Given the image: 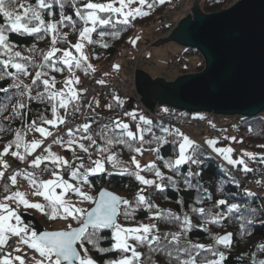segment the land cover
Returning a JSON list of instances; mask_svg holds the SVG:
<instances>
[{
  "label": "snow or ice",
  "instance_id": "obj_1",
  "mask_svg": "<svg viewBox=\"0 0 264 264\" xmlns=\"http://www.w3.org/2000/svg\"><path fill=\"white\" fill-rule=\"evenodd\" d=\"M157 2L164 4L166 0H152L151 3L148 0H107V2L84 0L82 7L76 8L75 14L83 24L78 31V42L72 44L67 40V34L61 31L63 27H67L69 24L72 26L73 32L77 31L72 17L63 14L65 0H34L32 3H29L28 0H0V17H3L4 20V23H0V55L7 57L0 60V65H3L4 69V71H0V80H3L6 76L12 77L11 88L17 90L15 95L19 99L12 105L13 116L22 115L21 110L28 106L26 101L38 100L50 104L51 112L55 117V119H48L41 114V124L38 125L33 120L27 125L26 129L15 131L14 140L9 142L0 152V169H2L0 170V182H3V192L5 193L3 198L0 199V253H3L0 256V264H27L24 256H14L11 252L6 251L8 242L13 237L17 238V246L14 247L16 253L23 252V249L18 245H24L38 255L39 258L36 255L30 258L33 264H98L97 260L90 254L88 245L101 253L112 251L120 253L118 259L108 260L105 264H145L144 254L137 251L141 246H147L153 253H164L168 257V264H222L225 260V254L218 251L216 245L229 247L232 242L231 233L213 237L214 244L210 246L193 244L187 239V234L193 226L189 214L184 213L181 217L171 211L166 212L159 209L144 194V187L136 193L134 204L127 198L118 196L108 190L101 191L97 197L83 191V185L88 183L90 175L102 174L107 171L105 161L111 163L113 168H119L120 174L133 176L143 186L154 187L161 192L164 191L163 182L165 180L172 186H177L178 181L173 176H165L155 162L142 166L133 156L132 164L135 168L130 170L127 165L118 160L116 155L111 153V147L116 144L124 145L142 155V148L135 147L133 141L139 144L171 143L177 145L178 153L175 159L164 160L159 155L158 158L163 161L165 168L175 175H180L182 165L190 163L199 167L203 155L200 145L181 132L180 129H170L162 123L154 125L151 119L139 115L136 124L139 130V134H137L131 130L128 123L113 119L111 125L104 124L95 133V136L103 142L100 144L89 132L91 124L86 122L78 125L75 129H69L66 134L69 138L66 141L62 137L53 141V143L60 144L72 153L73 159L71 161L53 153L51 146L44 148L47 155H34L36 150L43 146L44 140L53 134L43 125L58 129L61 124H67L66 117L70 115L74 117L76 113L80 112L81 95L86 90L75 87L80 83L75 70H82L86 75L89 74V70L92 73L95 72V67L89 62L84 49L88 44H100L101 47H108L103 42L104 35L108 33L97 32V30L108 26L112 28H117V25L130 26L132 20L137 17L143 18L150 15V12L142 10L145 5L148 9H152ZM56 3H59L61 9L60 18L55 21L45 19V16L55 15L53 7ZM71 3L75 6L77 0H71ZM133 3H138L140 7L131 9L130 5ZM117 4L119 6H116ZM66 21L68 24L65 23ZM9 33L34 35L37 39H44L47 34L51 33L49 50H39L33 45L28 50L32 55L22 56L21 52L13 51L14 45L9 39ZM93 33H97L101 39L93 40ZM110 34L113 37H118L120 32L117 30ZM58 43L64 44L65 47H57ZM130 43L135 46L136 40H132ZM58 53L59 55H57ZM36 56L40 57L39 61L35 59ZM17 58L27 63L17 62ZM29 65L32 71H29ZM8 68L15 69V72L7 71ZM114 68L118 70L119 65H114ZM49 70L58 73H64L67 70L69 75L64 81L60 82L63 85L61 88H56L58 82L55 76L50 75ZM29 76L32 77L29 83H25V80L21 79V77L27 78ZM97 83L103 85L106 82L101 79ZM0 90L9 91L8 88ZM33 90L36 91L35 96L32 95ZM113 99L116 106L123 107L124 101L118 95H114ZM9 101H11V97H9ZM93 103L96 107H99V102L95 98L87 106L95 111ZM105 107L112 110L113 104H107ZM59 109H63V115L60 114ZM5 111H7L6 106L0 107V117H3ZM163 112L169 113V109L164 108ZM125 115L130 116L134 121L137 120L136 113L125 112ZM200 118L203 119V117ZM4 119L10 120L12 117H4ZM142 125L147 127H142ZM153 127H158L164 135L157 136L152 131ZM5 130L3 126H0V132ZM29 132H39L43 139L33 138L31 141H27L25 137ZM145 132L152 133L151 140H144ZM77 133H80V135L77 136ZM169 136L172 137L171 140H168L167 137ZM84 140L90 141V145L86 147L81 142ZM206 143L214 152L222 156L229 165H244L242 171L245 173L252 171L247 167L244 159L234 160L231 158L230 154L233 149L216 148L215 145L218 141L212 139L207 140ZM77 147L87 154L89 165L86 166L82 157L76 155ZM89 147L95 149V154L99 158L92 159L93 152L89 151ZM151 150L159 154L158 147ZM7 155H12L21 162H27L29 168L33 171L27 169L14 170L9 172L6 177L5 172L10 168V165L4 159ZM30 155L33 156V159L29 161L27 157ZM244 155L251 156L252 154L245 153ZM76 161H80V163L77 164ZM41 165H44V167L41 168ZM37 169L39 172L35 171ZM63 169L68 170L67 174L71 180L64 179ZM49 171L53 177L52 179H39L40 176ZM144 171L154 173L157 179L145 178L144 175H141V172ZM198 175H200L198 171H189L187 174L188 177ZM18 177L26 179L33 189L32 195L42 197L46 204L32 202L26 193L19 190L13 191L17 186ZM71 181H76L80 186ZM184 182L192 187L187 178ZM57 189L61 191L57 192ZM70 192L80 197L81 203H90L92 207L80 208L75 204H69L65 197ZM178 203H182V201H178ZM197 203H203V201L198 200ZM12 205H15V207ZM220 206H225L226 212L214 213L211 209L206 210L203 207H192L191 212L202 217L203 223L207 225L219 224L222 219H226L233 212H239L241 209V205L237 203L229 204L226 199H219L214 205L217 208ZM21 207L36 209L50 219H71L76 222L78 227H72L69 224L67 230L44 232L40 235L23 226L19 213ZM141 207L151 213L150 219H163L167 222L179 221L181 230L161 234L155 223H140L135 227L120 223V217H123L125 221H134L135 212ZM153 209H156V211H153ZM250 211L253 215L257 212L256 209H250ZM241 219L246 218L241 217ZM247 222L251 223V220ZM104 230H109L112 234V240H114V244L108 248L98 247L99 242L105 238L102 236ZM204 230L208 231V228L205 227ZM182 238L183 245H181ZM165 241L168 243L165 244ZM169 245H173L174 250H168ZM201 249L207 250L213 256H218L219 259L209 260L204 257L198 261L197 257L201 255ZM260 249L264 251V245H261ZM128 253H130V256L127 255ZM147 264H153L151 256L148 257ZM261 264H264V261H261Z\"/></svg>",
  "mask_w": 264,
  "mask_h": 264
},
{
  "label": "trees",
  "instance_id": "obj_2",
  "mask_svg": "<svg viewBox=\"0 0 264 264\" xmlns=\"http://www.w3.org/2000/svg\"><path fill=\"white\" fill-rule=\"evenodd\" d=\"M232 1L233 0H205L203 2L202 9L206 13L217 12L228 7ZM28 2L32 3L34 2V0H28ZM93 2H107V0H93ZM148 2L151 3L152 0H148ZM166 2L164 4H160L159 2H157L154 4L152 9H148L145 5L143 9L150 12V15L143 18L137 17L135 20H132L130 26L117 25V28L108 26L98 29L97 32L103 31L105 33H108L103 37V42L106 43L108 47H101L100 44H88L92 61L96 65L95 69L104 66L114 56L118 55V52L123 49V46L131 40V37L137 28V24H139L140 22L144 24L154 22L157 19L160 10L165 6ZM83 3L84 0H77L75 6H73L71 0H65L64 3L63 14L72 17V20L75 22L77 31L73 32L72 26L70 24L67 27H63L61 31L62 33L67 34V40L72 44L77 43L78 31L83 24V22L75 14L76 8L82 7ZM53 11L55 15L51 17L45 16V19L55 21L60 18L61 9L59 3L54 4ZM0 23H4L3 17H0ZM65 23L68 24L67 21ZM117 30H119L120 35L118 37H113L110 33ZM51 38V33L47 34L44 39H37V37L34 35L9 33V39L14 45L13 51L21 52L22 56L32 55V53H30L28 50L31 49L33 45H35L39 50H49ZM100 39L101 37L97 33H95L94 40ZM57 47H65V45L62 43H58ZM186 49L198 51L193 48ZM74 51L75 50L73 49V52ZM57 55H59V53ZM6 58V56L0 55V60ZM35 59L39 61L40 57L36 56ZM17 62L27 63L26 61H21L20 58H17ZM204 67L205 63L202 57L201 60L197 62L195 69H186L183 74L199 72L202 71ZM0 71H4L3 65H0ZM7 71L14 73L15 69L8 68ZM29 71H32L30 65ZM90 71L91 70H89V72ZM49 72L50 75L55 76L58 82L56 84V88H61L63 85L60 82L64 81L65 78L69 75L67 70H65L64 73H58L51 70H49ZM75 72L79 79H81L85 74L82 70L79 69L75 70ZM21 79H24L25 83H29L32 77H21ZM11 83L12 77L6 76L3 80H0V89H9L8 92L0 90V107H7V111L4 112L3 117H0V126H3L6 129L4 132H0V152L3 151L4 147L9 142L14 140L15 131L26 129L27 125L30 124L33 120H35L38 125L41 124V114L46 116L48 119H55L51 112V105L46 102H40L38 100L26 101L28 106L27 108L21 110L22 115L13 116L12 105L16 103L19 97L15 95L17 90L11 88ZM35 94L36 91L33 90L32 95L35 96ZM114 95H118L120 99L124 101L123 107L116 106L113 99ZM9 97H11V101H9ZM95 100L99 102V107H96L95 103H93V108L95 109V111H93L87 106L90 102H93V99L86 101L85 96L82 94L80 101V112L76 113L74 117L71 115L66 117L68 121L67 124H61L58 129L56 128L58 130L57 132L59 133L68 127L69 129H75L78 126L77 124L81 125L87 122L91 124L89 132L94 136V138L97 139V143L102 144L103 142L95 136V133L104 124L111 125V121L113 119H119L122 116H127L125 115V112H136V107H134L132 110L131 107L128 108L130 101L129 97L119 93H110L108 95L102 94L99 97H95ZM110 103L113 104L112 110H108L105 107ZM164 108L166 107L158 106L156 108V112L162 111ZM59 112L61 115H63V109H59ZM81 113H83V117L79 120ZM187 114L192 115V113L189 112H187ZM139 115H143L148 119H151L154 125L162 123L164 126L169 127L170 129H180V127L185 125L182 119L171 118L169 119V121L165 119L160 121L156 120L154 117L147 113H138V117ZM4 117H12V119H4ZM235 117L238 118V125L236 126L237 132H239L244 137L245 142H247L245 144L264 150V117L261 114L254 117H244L239 115ZM137 123H130L129 125L133 132L139 134V130L136 127ZM43 126L45 128H49V125ZM142 127L147 126L142 125ZM152 131L157 136L164 135V133H162L158 127H153ZM67 132L64 135L61 134L60 137L65 139L67 137ZM32 133L33 132H29L25 139H29ZM79 134L80 133H77L76 135ZM167 138L168 140L172 139V137L170 136ZM151 139L152 133L145 132L144 140L149 141ZM217 141L221 142L222 144L227 143V141L223 138H220ZM132 143L135 147L142 148L143 152H146L147 150L152 151L151 149H155L158 147L159 154L152 151V153L155 155L154 162L165 174V176H173L174 179L178 181L177 186H172L167 180L163 182L164 191L162 192L158 191L154 187L143 186L133 176L120 174L119 168H113L111 163L105 161V168L107 169L105 173L89 176L93 197H97L100 189H102L103 187H107L112 191L118 193L120 196L132 201L134 204L136 193L140 190V188L144 187V194L148 197L150 202L157 205L159 209L165 210L166 212L171 211L172 213L180 215L181 217H183L184 213L189 214L193 226L191 228V231L187 234V239L190 240L193 244H203L206 246H210L214 244L213 237L217 235L223 236L226 233H231L232 242L229 247H225L224 245H216L218 251L225 254V260L222 262V264H261V261H264V251H261L260 249V246L264 245V184L258 183V181L254 178L255 164L264 165V161L261 160V158H263L262 156H257L255 158L248 156V158L250 157V166L247 167L252 169V171L245 173L244 171H242L243 165H229L226 161L220 159L217 155H215L201 143L196 142L198 145H200V148L203 151V155L201 156L202 163L199 165V167L190 163L182 165L180 167V175H175L173 172L164 167L163 161L158 158V155L159 157H163L164 160L175 159L176 154L178 153L177 145H173L171 143L139 144L135 141H133ZM13 150L15 149L13 148ZM64 151L68 155L69 159L72 160V153L70 151H67L66 148L64 149ZM89 151L93 152L92 159L95 160L99 158L95 154L94 148L89 147ZM111 153L116 155L118 160L127 165L130 170L135 168V166L132 164V157L135 156V158L137 159V156L141 155L120 144L112 146ZM76 155L82 157L83 163L86 166L89 165L90 162L88 160L87 154L82 152L79 148L76 151ZM76 163L79 164L80 161H76ZM43 167L44 165H41V168ZM24 169L33 171V169L29 168L28 163L25 165L23 170ZM56 170L61 171L60 169ZM35 171L39 172L38 169ZM189 171H198L200 175L188 177L187 174ZM63 172L66 176H69L67 174V169H63ZM47 173L51 174L50 171ZM141 173L147 179H157L154 173H150L147 171ZM185 178H187L191 182L192 187H189L187 184H185ZM219 199H226L229 204L237 203L241 205L240 211L233 212L226 219H222L219 224L207 225L203 223L202 217L191 212L192 207H203L206 210L211 209L214 213L220 211L226 212L225 206H220L219 208L214 207L215 203ZM198 200H202L203 203H197ZM178 201H182V203H178ZM91 206L92 205L90 204L87 208H90ZM250 209L257 210L255 215L251 213ZM26 210L28 209L25 208V211ZM153 211H156V209H153ZM30 212L34 213L33 218L36 219L45 228H47L46 226H44L46 222L53 223L58 220H51L42 212L38 213L31 209L29 210V212H25L23 215V219L25 221L27 220L26 223H23L26 227H32L33 225L32 218H28V214H30ZM150 216L151 213L147 209L141 207L135 212L134 221H125L123 217H120L119 220L120 223L124 224L125 226L135 227L137 226V224H146L152 221L153 219H150ZM241 217H245L246 219H241ZM248 220H251V223H248ZM71 221L72 227L77 226L75 221ZM179 223V221L167 222L163 219L156 220V224L161 234L179 232L181 230L179 227ZM205 227L208 228V231L204 230ZM48 229L55 228L51 227ZM102 236H104L105 238L99 242L98 247L108 248L111 247L112 244H114V240H112V234L109 230H104L102 232ZM167 243L168 242L165 241V244ZM183 243L184 241L182 238L181 245H183ZM88 247L90 254L94 259L97 260L98 264H105V262L108 260H114L120 257V253L118 251L101 253L91 245H88ZM168 250H174V246L169 245ZM137 251L144 254L145 264H147L149 256L152 257L153 264H168V257L162 252L153 253L147 246H141L137 249ZM200 253L201 255L197 257L198 261L203 259L204 257H207L209 260L219 259L218 256H213L205 249H201ZM127 255L130 256V253H128Z\"/></svg>",
  "mask_w": 264,
  "mask_h": 264
},
{
  "label": "water",
  "instance_id": "obj_3",
  "mask_svg": "<svg viewBox=\"0 0 264 264\" xmlns=\"http://www.w3.org/2000/svg\"><path fill=\"white\" fill-rule=\"evenodd\" d=\"M198 2L193 3V15L183 18L171 35L151 45L173 41L196 49L203 57L204 69L173 80L136 69L142 102L152 111L170 106L190 113L259 115L264 111V0H236L213 13H204ZM133 102L130 98L128 108ZM103 190L120 196L107 187L99 193ZM35 229L40 235L67 230H48L39 222Z\"/></svg>",
  "mask_w": 264,
  "mask_h": 264
},
{
  "label": "rangeland",
  "instance_id": "obj_4",
  "mask_svg": "<svg viewBox=\"0 0 264 264\" xmlns=\"http://www.w3.org/2000/svg\"><path fill=\"white\" fill-rule=\"evenodd\" d=\"M190 1H191V3H190L191 5L188 6L189 9L194 7L193 3L195 0H190ZM204 1L205 0H199V2H198L201 9H202V5H203ZM233 1H236V0H233ZM116 6H119V5L117 4ZM137 7H140V5L138 3H133L130 5L131 9H135ZM171 9H172V6H171V4L169 5V0H168L166 2L165 6L160 10L158 15L163 16V15H165L166 11L169 12V11H171ZM189 9H187L186 11H185V7L182 9V11L185 12V15L183 17H180V21L183 18L190 15L188 13ZM142 10L145 11L144 9H142ZM180 10L181 9L179 7V10H177L176 12L171 11L174 14L170 18H168V20L170 21V25L175 24L176 21H178L180 23L179 19L177 20V18H178L177 15H176V17L174 16L176 13L180 12ZM202 11L204 12L203 9H202ZM204 13H206V12H204ZM186 14H187V16H186ZM191 15H193V13H191ZM179 23H178V25H179ZM139 24H137V26L138 25L139 26L136 28L134 34L131 37L130 41L136 40V44H135V46H133V44L130 43L132 45V49H131V51H130L131 53L128 55V57L132 58L134 56L139 55L138 57L141 56V59H140V61H138L137 63L134 64V67L132 69V72H133V70H134V72L133 73L131 72V74H130V77L133 78L134 82H132L130 84V86H128V87L126 86V87L128 89H130L134 94H136V96H139L141 99L142 96L140 95V93L138 92V90L136 88V69H145L153 77L158 76V77H164L167 80H173V79H176L178 76H180V74L182 75L186 69H189V68H191V70L195 69L197 62L201 60L202 55L198 51L187 50L186 47H184V46H182L176 42H173V41L165 42L163 44H158V45H151L152 42H154V41H156L162 37L165 38V37H168L169 35H171L172 32L176 28H174L173 30L169 29L167 31H163V33H162L159 30L160 24H159V21L157 19L151 23L144 24V23L140 22ZM94 35H95V33L92 34L93 40H94ZM137 37H138V39H137ZM146 48H147V50L145 52V57H147L148 61L143 60L144 57L142 54V52ZM84 52L87 54L89 62L95 67L96 65L92 61V57H91V53H90V50L88 48V45H86ZM184 54L186 55V60L189 62V64H171L174 59H180V57ZM116 64L118 65V63H116ZM119 67H120V65H119ZM124 74L126 76L129 75L127 66H126V70L124 71ZM75 87H76V85H75ZM103 94H107V93H103ZM141 101H142V99H141ZM192 115H194L195 117H198L200 115L203 116L205 118L206 122H208L210 125H214L217 128V130L219 131V134H220L218 137H213L209 132H207L208 137L204 138V140L207 141L209 139H212V140L217 141L220 139V137L223 138L224 140L226 139L227 143L222 144L221 142H218L215 145V147L218 148L217 147V145H218L219 148H231V149H233V152L230 154L232 159L240 160L242 158L245 161V156L248 157V155H244V154L249 153V154H252L250 157H253V158H255L257 156H262L263 158H261V160L264 161V150L263 149H258V148L251 146V145H248V144L247 145L238 144L236 146L233 145L235 142V139L233 140V138H236L234 135V130L236 129V126L238 125V118H236L235 116L219 115V114H211L210 115V113H207V112H197V113H192ZM261 115L264 117V111L261 112ZM190 128H194V126L190 127ZM48 129L53 134L44 140L43 146L41 148H38L34 155H41V154L47 155L46 152L43 153V150H44V148L51 146V151L53 153H55L59 156H62L65 159L71 161L69 159L68 155L66 154V152L64 151L65 147L61 146L60 144L53 143V141H55L57 139V137L59 138V134L57 132L58 130L56 128H52L51 126H49ZM79 135H77V136H79ZM33 138L43 139L41 137V135L38 134V132H33L32 135L30 136V138L26 139V140L31 141ZM68 138L69 137L67 136L64 140L66 141ZM81 142L84 143L86 147L90 145V141L84 140ZM77 150H78V147L76 148V151ZM211 150H212V148H211ZM235 150L238 151V155L235 154ZM21 151H23V150H21ZM10 157L11 156H5L4 159L8 162L11 159ZM29 157L33 158V156H31V155ZM154 158H155V155L152 153V151L147 150L146 152H143L142 155L137 156L136 160H138L142 166H147L150 163L154 162ZM221 158L223 159L222 156H221ZM27 160H28V157H27ZM24 167H25V162H21L19 169L18 168H14V169L12 168V170L14 171L16 169L15 171H21V170H23ZM0 170H2V169H0ZM12 170H10V168H9L8 171L5 172V176L7 177L8 172H10ZM62 174L64 175L65 180H71V178L69 176H66L64 174V172H62ZM141 175H143V174L141 173ZM44 178H46L44 176V174L39 177V179H42V180L52 179L53 177L50 173H47V178L46 179H44ZM71 182L77 183L76 181H71ZM77 186H80V185L77 183ZM15 190H19L21 192L26 193L28 195L29 200L32 202L46 204V202L43 200L42 197H37V196L32 195L33 189L30 186V184L28 183V181L26 179H24L23 177H18L17 186L15 189H13V191H15ZM56 191L60 192L61 190L57 189ZM83 191L87 192L89 195L93 196L92 186H91L89 177H88V183L83 185ZM2 195H5V193L3 194V182H0V199L3 198ZM65 199L68 201L69 204H75L77 207H80V208H87L90 205V203H87V202L81 203L80 197H78L77 195H75L74 193H71V192L65 197ZM12 206L15 207V205H12ZM29 210H31V209H28L25 211V208H23V207H21L19 209V213H20V216H21L23 223H24L23 215L25 212H29ZM32 210L40 213V211H38L36 209H32ZM33 215H34V213H32V212H30V214H28V218H32V221H33L32 227H26L24 224H23V226L36 232L35 226H36L38 221L33 218ZM51 220H54V219H51ZM13 223H15V222L13 221ZM151 223L156 224V220H152L146 224H151ZM69 224L72 225L71 219H67V220L66 219H58L57 221H55L53 223H47L46 222L44 226L47 227L45 229H48L51 227H53L55 229H68ZM48 230H51V229H48ZM18 246L21 247L24 251V247H25L24 245H18ZM30 252H31V254L30 253L29 254L31 256L29 258L25 257L27 264H33L32 260L30 258L33 256L32 254L34 251L30 249ZM13 255L14 256L15 255H22V252L21 253L14 252ZM22 256H24V255H22ZM36 256H37V258H39L38 255H36Z\"/></svg>",
  "mask_w": 264,
  "mask_h": 264
},
{
  "label": "built area",
  "instance_id": "obj_5",
  "mask_svg": "<svg viewBox=\"0 0 264 264\" xmlns=\"http://www.w3.org/2000/svg\"><path fill=\"white\" fill-rule=\"evenodd\" d=\"M191 1L190 0H169V5L171 4L172 9L171 11H177L179 10L180 7V12L176 13L174 16L176 17L177 15V20L179 19L180 21V17H183L185 15V12L182 11V9L185 7V11L188 8ZM191 9H189V14L191 15ZM171 11H166L165 15H160L158 18L160 27L159 30L163 33V31H167V30H173L174 28H176L178 26V21H176L175 24H171L170 25V21L168 20V18H170L174 13ZM187 13V14H188ZM186 14V16H187ZM131 50V48L129 46H126L122 49V51L113 59H111L107 64H105L104 66H102L98 71H95L94 73L89 72V74H84L82 76V79L80 81V85H78L79 89H85L86 91H84L87 95L88 98L100 94V93H110L111 91H117L120 94H125V95H130L133 96L136 100L135 106H136V114H137V120L138 121V113H147L149 115H151L152 117H155L157 119L160 120H169L171 118H183L184 116L181 114H177L175 113L174 110H170L169 113H153L151 112L145 105L144 103L141 101L139 96H136V94H134L130 89H128L127 87L130 86V84L133 81V78L130 77V74L132 72V69L134 67V64L137 63L138 61H140L141 56L140 57H136V58H132V59H127V53L128 51ZM128 60V69L130 70V72L128 73L129 75L126 76L124 74L123 71V63L126 62ZM116 62H119L121 64V66L119 67V69L117 70L116 68H114V65ZM185 62V58H181L180 60H174L173 63H183ZM134 72V70H133ZM132 72V73H133ZM104 80L106 83L101 85L99 83H97L98 80ZM127 86V87H126ZM121 121L124 122H133L134 120L130 117V116H122L120 118ZM189 125L191 127H196L198 129H205L206 125L198 120H190ZM210 131L215 134L214 129H210ZM237 135L240 136V133H237ZM16 158H11L9 160L10 165L14 166L16 163ZM45 176V174H44ZM257 177L258 180H260L261 182H264V167H258V171H257ZM16 239L15 237H13L9 243H8V249L11 250L15 245H16ZM2 255V253H0V256Z\"/></svg>",
  "mask_w": 264,
  "mask_h": 264
},
{
  "label": "crops",
  "instance_id": "obj_6",
  "mask_svg": "<svg viewBox=\"0 0 264 264\" xmlns=\"http://www.w3.org/2000/svg\"><path fill=\"white\" fill-rule=\"evenodd\" d=\"M181 75V74H180ZM154 77H156V76H154ZM158 77V76H157ZM199 118L200 117H203V116H198ZM203 120H205V118L203 117ZM193 134H195L196 136H197V138L200 140V142L201 143H203L204 145H206L207 147H208V144L206 143V141L204 140V138H206V137H208V135H207V132H201V131H198V130H194V129H192V131H191ZM190 137V136H189ZM226 140V139H225ZM217 147L219 148V146L217 145ZM208 148H210V147H208ZM211 149V148H210ZM246 157V156H245ZM250 158V157H249ZM244 167V166H243Z\"/></svg>",
  "mask_w": 264,
  "mask_h": 264
}]
</instances>
